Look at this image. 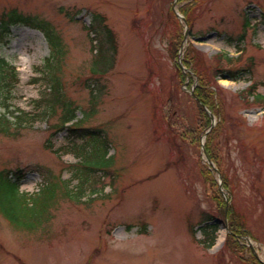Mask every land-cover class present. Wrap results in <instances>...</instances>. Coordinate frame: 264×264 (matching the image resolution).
Listing matches in <instances>:
<instances>
[{"label":"rangeland","instance_id":"obj_1","mask_svg":"<svg viewBox=\"0 0 264 264\" xmlns=\"http://www.w3.org/2000/svg\"><path fill=\"white\" fill-rule=\"evenodd\" d=\"M173 1L0 0V17L17 9L49 22L65 50L46 68L51 50L42 32L17 24L0 40V56L20 78L8 100L11 110L33 112L36 101H53V86L63 95L50 120L40 119L33 128L15 124L9 134H0V169L21 176L22 191L49 187L37 202L51 195L53 208L28 219L38 227L33 232L13 227L0 214V264H246L240 256L253 264L249 250L236 256L224 245L228 230L216 201L221 189L203 173L208 164L200 142L185 137L188 127L197 128L199 111L176 68L175 42L186 25L173 14ZM191 1L196 4L185 48L190 45L201 57L200 73L218 85L223 121L214 117L220 126L215 144L219 172L231 187L223 192L260 240L254 243L264 260V99L243 94L254 86L264 96V0ZM182 5L189 4L177 9ZM92 22L109 27L117 46L114 53L107 34H99L112 62L103 75L93 72L98 49L87 29ZM216 68L245 79L217 77ZM63 102L79 109L78 119L84 117L75 125L84 137L98 129L83 146L81 166L101 172L91 176L82 200V189L64 181L77 161L64 155L72 134L50 127L59 123ZM48 141L62 151L47 150ZM207 218L220 227L204 257L197 241L202 233L194 236L191 228L199 230Z\"/></svg>","mask_w":264,"mask_h":264},{"label":"trees","instance_id":"obj_2","mask_svg":"<svg viewBox=\"0 0 264 264\" xmlns=\"http://www.w3.org/2000/svg\"><path fill=\"white\" fill-rule=\"evenodd\" d=\"M184 1V0H180ZM192 5H187L182 8V12L185 14V16L189 20V11L191 10ZM100 19L103 21L100 15H95L94 20ZM16 24H25L27 26H31L34 28H38L42 30L46 37L48 38L49 44L51 46V56L46 59V68H50L52 64V60L60 61L65 56V50H64V44L59 36V34L49 25V22H45L42 19H39L38 17H33L31 15H27L23 12H20L17 9H11L5 13H3L0 17V40L5 39L7 35L10 32V28L12 25ZM97 25H92L89 27L90 30L96 32V39H98L99 34H107V42L110 44V49L113 50L114 53H116V43L113 37L112 32L107 28L106 25H104L101 29L100 27H96ZM96 27V28H95ZM99 28V30H98ZM88 29V27H87ZM183 33L178 35L177 41L175 42V52L178 53L179 47L183 40ZM104 44L102 40L98 39L97 46H93V48H97L99 54L96 56L97 58V64H99L100 69L94 68L95 73L104 74L108 71V68L112 66L106 65L108 59L104 55ZM192 48H189L184 64L187 68L192 69L196 74L199 75V81L200 85L196 88V96L199 98V101L197 102L198 106V118H197V128L195 127H188L187 130H185V137L187 140H191L193 143L200 142L201 136L206 132V130L211 125V117L205 107H208L210 111H212L214 114L220 116L222 114L221 106L218 104V99H216V92L211 88L212 85L215 84L214 81L209 80L204 74L200 73V66L202 63V59L197 58L194 54L191 53ZM217 58H221L220 55L216 56ZM228 61L233 60L232 58H227ZM179 76L181 78V82L186 81L185 74L178 69ZM227 74L229 75V78H231L234 81H238L244 77H242L243 73H236L228 71ZM215 75H223L225 76V70L222 68H216L215 69ZM19 82L18 74L16 73L15 69L8 65L7 61L4 59V57L0 56V105L4 103V97L5 92L7 94H10L12 89L17 85ZM55 93V99H61L63 98V95L60 97V93L58 92L59 89L57 86H54L52 89ZM254 87H251L249 90H247V93L253 94ZM3 96V97H2ZM262 97L260 95L256 96V100H260ZM9 105H7L8 107ZM8 109V108H7ZM67 111L63 114L61 118V126L62 128L64 124L72 120L75 117V111L74 109H66ZM9 113H12L14 115V112L8 111ZM28 113L21 112L20 115H17L16 117L19 119V122H22L26 117H28ZM32 118V117H30ZM29 118V119H30ZM10 120L7 117L6 114L2 115L0 117V132L2 133H8L9 128L8 125L10 124ZM220 131V126H217L214 128L210 133H208L207 141H206V153L209 156V158L215 162L218 166L220 165L219 157L217 155V150L215 146V139L216 135ZM205 170V169H204ZM84 171V170H83ZM88 171V170H86ZM84 174V173H83ZM204 175L213 181V184L217 186V183L212 176L213 174L207 169L204 172ZM69 182V181H68ZM224 183L226 187H229L227 179L224 178ZM49 187H43L39 193L36 195L30 194L27 192H20L18 184L16 181H14L9 173L6 172H0V213L7 218L12 224L19 225L25 228L33 229V225L30 224L31 222L28 220L31 218L35 213L44 212L49 204L47 203L50 199L51 195L48 197L43 198L42 203H38L37 199L41 197V195L44 194V191L48 189ZM216 201L218 203V210L221 212V218L226 219L229 224L230 234L227 238L226 246L229 249H232L233 252L236 254V256H240V253L243 251L249 250L246 248V246L241 244V241L239 239V236H244L249 234L247 224L244 221L242 215L240 212L234 207L231 206L226 211V202L223 199L221 193L219 192L218 196L216 197ZM38 205L39 209H38ZM212 220V219H209ZM219 229V224H206L204 227H202V230L204 232V235L206 237V241L209 244V246L213 245L215 243L217 232ZM240 259L248 264L250 262V259H247L245 257H241ZM251 261L253 264H261L258 259L254 256L251 257Z\"/></svg>","mask_w":264,"mask_h":264}]
</instances>
